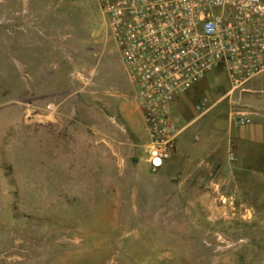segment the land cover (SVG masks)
<instances>
[{"label":"rangeland","instance_id":"obj_1","mask_svg":"<svg viewBox=\"0 0 264 264\" xmlns=\"http://www.w3.org/2000/svg\"><path fill=\"white\" fill-rule=\"evenodd\" d=\"M108 34L98 0H0V264H264V148L254 176L203 182L181 155L194 123L151 168ZM206 88L183 113L208 96L227 115L225 85Z\"/></svg>","mask_w":264,"mask_h":264},{"label":"built area","instance_id":"obj_2","mask_svg":"<svg viewBox=\"0 0 264 264\" xmlns=\"http://www.w3.org/2000/svg\"><path fill=\"white\" fill-rule=\"evenodd\" d=\"M98 2L144 116L153 169L176 146L179 129L170 114L176 97L209 72L226 73L236 90L264 71V0ZM208 98L196 108L204 110Z\"/></svg>","mask_w":264,"mask_h":264},{"label":"crops","instance_id":"obj_3","mask_svg":"<svg viewBox=\"0 0 264 264\" xmlns=\"http://www.w3.org/2000/svg\"><path fill=\"white\" fill-rule=\"evenodd\" d=\"M211 73L209 72L206 75L207 77L205 76L188 89L198 94L199 88L201 90V88L207 87L204 90L205 93H215L219 83H223L226 87L224 95L228 97L232 109H229L227 115H220L215 110L197 109L195 106L197 102H195L193 107L199 111L198 114L183 113L185 110L182 109L180 97L184 95L186 97L188 89L179 97H176L172 102V113L170 114L179 129V133L187 125L192 126L195 123L188 134L186 153L181 155L186 156L184 158L187 162L196 165V173L200 174V179L203 182L208 180L206 172L211 168L217 170L216 175L223 171L234 174L239 170L245 171L249 177H252L254 176L252 174L257 173L258 168L253 166L250 159L252 158L251 154L254 153L250 151V148H264V71L248 79L241 89L236 90L231 89L228 77L224 72H214L215 77L210 78V82L205 80ZM200 81L202 84L198 88L197 84ZM137 109L141 111L139 105ZM239 118L242 123L237 122ZM172 154H179L177 142ZM262 162V168L264 169V161ZM222 179V183L227 180L228 184L231 181H239L238 178L232 176ZM260 182L264 187V178ZM205 196H207V192H205Z\"/></svg>","mask_w":264,"mask_h":264}]
</instances>
